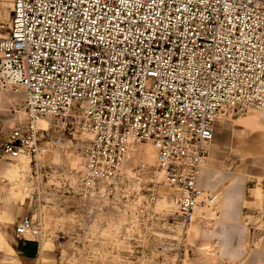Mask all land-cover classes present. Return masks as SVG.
Instances as JSON below:
<instances>
[{
  "label": "built area",
  "instance_id": "1",
  "mask_svg": "<svg viewBox=\"0 0 264 264\" xmlns=\"http://www.w3.org/2000/svg\"><path fill=\"white\" fill-rule=\"evenodd\" d=\"M5 93L25 120L2 152L29 162L34 188L18 239L44 238L41 175L54 162L39 124L53 121L83 144L54 188L79 223L87 215L96 235L110 227L127 244L168 231L187 248L197 211L220 201L198 184L219 119L264 110V0H13L0 36ZM147 143L155 160L127 168Z\"/></svg>",
  "mask_w": 264,
  "mask_h": 264
},
{
  "label": "rangeland",
  "instance_id": "2",
  "mask_svg": "<svg viewBox=\"0 0 264 264\" xmlns=\"http://www.w3.org/2000/svg\"><path fill=\"white\" fill-rule=\"evenodd\" d=\"M12 1L0 0V36L7 33ZM18 99L8 93L0 96V238L6 237L0 240V264H26L20 262L10 245L14 244L15 225L30 210L34 189L30 166L27 160H12L2 152L12 127L25 120L24 114L12 111ZM252 113L242 117L227 115L217 123L204 179L215 186L220 201L214 208L199 209L188 232L187 248L174 242L168 231L145 243L134 240L127 244L110 227L96 235L95 224L88 223L87 215L79 223L76 204L54 188L64 184L65 170L79 162L83 144L79 135L64 129L63 125L53 121L39 124L50 128L47 138L53 143L48 160L54 164L41 175L44 186L40 192L45 201L38 210L44 227L43 248L53 250V261L47 264H173V258L179 253L184 257V249L185 264H264V142L256 136L255 122L249 121ZM140 157L134 153L127 168L155 160L145 161ZM9 170H16L17 176L12 177ZM51 183L55 186H50ZM230 184L232 187L226 188ZM255 188L260 192V199L255 197ZM228 195L237 198L229 199L224 211L223 202ZM159 205L163 210L173 208L172 202L165 198ZM217 228L218 233L231 241L232 247L237 236L245 237L246 255L241 260L221 256L218 248L217 253L215 249L210 252Z\"/></svg>",
  "mask_w": 264,
  "mask_h": 264
},
{
  "label": "crops",
  "instance_id": "3",
  "mask_svg": "<svg viewBox=\"0 0 264 264\" xmlns=\"http://www.w3.org/2000/svg\"><path fill=\"white\" fill-rule=\"evenodd\" d=\"M250 112H254V113H252L249 116L250 117L249 121L255 122V128H256L255 131L257 133L256 136L259 139L263 138V142H264V110L261 112H258V111H250ZM204 170H205V167L202 169L201 174H200V178L198 182L199 187L205 191H214L215 186L207 184L204 179ZM231 187L232 186L230 184L226 188L229 189ZM255 197L257 199H260L261 197L260 192L257 190V188H255ZM232 198L235 199L237 197H233L231 195L225 196V200L223 202L224 211L227 210V203L229 199H232ZM217 231H218V228L215 230L213 235L216 237L215 240H218L219 242L218 243L219 254L225 258L241 260V258H243V256L246 255L245 237L242 238L240 236H237L235 247H232L230 246L232 244L231 241H229L221 232L218 233ZM0 240L4 241L6 240V237L4 236V239L0 238ZM239 240H242V242H240ZM10 247H11V250L18 257L20 262L23 261L26 264H47L48 261H53V255H52L53 250H50V249L47 250L43 248V244L41 241L38 242L35 240H30V239H27V240L18 239L14 234V244H11Z\"/></svg>",
  "mask_w": 264,
  "mask_h": 264
},
{
  "label": "bare ground",
  "instance_id": "4",
  "mask_svg": "<svg viewBox=\"0 0 264 264\" xmlns=\"http://www.w3.org/2000/svg\"><path fill=\"white\" fill-rule=\"evenodd\" d=\"M11 95H13V94H11ZM14 96H16L17 99H18L17 95H14ZM40 124L41 125H45L46 122L42 121V122H40ZM151 145H152L151 143H147V144H139V145L134 146L132 148L131 155L128 158V162L126 164V167L128 166V163L130 162V159H131V157H132V155L134 153L136 154V156H141L140 158H144L145 161L153 160L155 158V156H156V150H155L154 146L153 145L151 146ZM143 147H145V148H143ZM206 164H207V162H206ZM9 172L11 173L12 177H16L17 176V171L16 170L15 171L9 170ZM198 211H197V213H198Z\"/></svg>",
  "mask_w": 264,
  "mask_h": 264
}]
</instances>
